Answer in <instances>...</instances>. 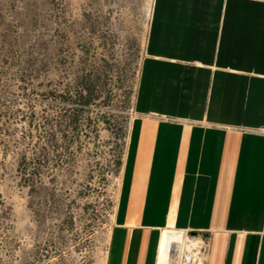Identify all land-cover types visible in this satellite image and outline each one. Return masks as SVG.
Returning a JSON list of instances; mask_svg holds the SVG:
<instances>
[{
    "label": "rangeland",
    "instance_id": "1",
    "mask_svg": "<svg viewBox=\"0 0 264 264\" xmlns=\"http://www.w3.org/2000/svg\"><path fill=\"white\" fill-rule=\"evenodd\" d=\"M153 0H0V264H106Z\"/></svg>",
    "mask_w": 264,
    "mask_h": 264
},
{
    "label": "crops",
    "instance_id": "2",
    "mask_svg": "<svg viewBox=\"0 0 264 264\" xmlns=\"http://www.w3.org/2000/svg\"><path fill=\"white\" fill-rule=\"evenodd\" d=\"M106 264H264V0H153Z\"/></svg>",
    "mask_w": 264,
    "mask_h": 264
},
{
    "label": "built area",
    "instance_id": "3",
    "mask_svg": "<svg viewBox=\"0 0 264 264\" xmlns=\"http://www.w3.org/2000/svg\"><path fill=\"white\" fill-rule=\"evenodd\" d=\"M209 243L197 234L185 230L172 242L168 264H206Z\"/></svg>",
    "mask_w": 264,
    "mask_h": 264
},
{
    "label": "bare ground",
    "instance_id": "4",
    "mask_svg": "<svg viewBox=\"0 0 264 264\" xmlns=\"http://www.w3.org/2000/svg\"><path fill=\"white\" fill-rule=\"evenodd\" d=\"M185 231V229H181V228H173L170 234V242L172 245V242L181 238V234L182 232Z\"/></svg>",
    "mask_w": 264,
    "mask_h": 264
}]
</instances>
